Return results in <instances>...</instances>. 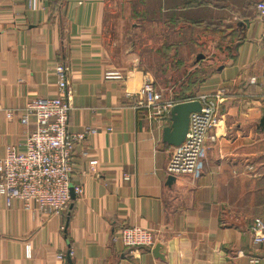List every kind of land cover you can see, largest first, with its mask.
<instances>
[{"label":"crops","instance_id":"0c3cea01","mask_svg":"<svg viewBox=\"0 0 264 264\" xmlns=\"http://www.w3.org/2000/svg\"><path fill=\"white\" fill-rule=\"evenodd\" d=\"M136 1L0 0V158L8 145L24 147L18 116L26 102L58 93L59 64L68 69L70 129L98 130L75 148L71 186L83 193L65 212L43 216L0 196V264H249L263 255L250 232L253 219H264L258 0ZM132 29L140 39L127 45ZM108 70L124 78H106ZM148 76L173 94L189 80L195 98L223 91L199 178L168 183L166 125L134 102ZM132 225L153 230L154 245L130 250L113 240Z\"/></svg>","mask_w":264,"mask_h":264},{"label":"built area","instance_id":"2783aa9c","mask_svg":"<svg viewBox=\"0 0 264 264\" xmlns=\"http://www.w3.org/2000/svg\"><path fill=\"white\" fill-rule=\"evenodd\" d=\"M26 1L31 4L33 0ZM255 9L264 24V0H258ZM67 71L66 66H57L59 83L56 95L35 96L26 102L18 116L27 128L24 147L8 145L0 158V196L8 205L21 201L25 209L43 216L58 215L68 209L72 200L75 148L89 135L98 132L94 126H86L81 131L70 129L72 106L67 98ZM105 77L123 79L124 75L119 70H108ZM173 89V86L158 88L155 79L148 76L139 92L134 94L135 107L144 109L149 119L167 126L171 121V110L179 102L175 100ZM127 95L132 96L133 93L128 92ZM220 95L223 91L188 99L199 100L202 108L191 114L185 140L180 145L171 146L168 175H189L195 179L201 175L208 157L209 141L215 138L212 131L222 119ZM6 115L8 119H13L16 114L14 110H8ZM123 178L128 180L130 175L124 174ZM73 191L79 195L83 193V188L78 185ZM250 232L254 242L264 249V219H253ZM113 240L130 250L151 247L156 242L153 230L138 225L124 226ZM262 254L252 255L249 264H264V252ZM65 256L63 252L57 254L59 260H64Z\"/></svg>","mask_w":264,"mask_h":264},{"label":"water","instance_id":"95a60500","mask_svg":"<svg viewBox=\"0 0 264 264\" xmlns=\"http://www.w3.org/2000/svg\"><path fill=\"white\" fill-rule=\"evenodd\" d=\"M201 57H203V54H200L198 59ZM201 108L202 103L199 100H186L175 104L171 110V123L163 129V141L171 146L180 145L186 138L191 114L201 110ZM175 179L176 177L174 175H169L168 183L172 184ZM71 198H75L72 186ZM155 248L158 249L159 244Z\"/></svg>","mask_w":264,"mask_h":264},{"label":"trees","instance_id":"16d2710c","mask_svg":"<svg viewBox=\"0 0 264 264\" xmlns=\"http://www.w3.org/2000/svg\"><path fill=\"white\" fill-rule=\"evenodd\" d=\"M216 0H184L182 4L185 5V7H197V6H203L206 4H213L215 3ZM218 1V0H217ZM214 23V22H212ZM212 26H217L215 24H212ZM193 87V85L191 84V81L189 80L188 82L184 81L181 86L180 89H178L177 87L175 88V100L182 102V101H186L188 99H191L194 97L195 94H193L192 92H189L191 90V88Z\"/></svg>","mask_w":264,"mask_h":264},{"label":"rangeland","instance_id":"374dc122","mask_svg":"<svg viewBox=\"0 0 264 264\" xmlns=\"http://www.w3.org/2000/svg\"><path fill=\"white\" fill-rule=\"evenodd\" d=\"M134 4V6L136 7V8H141V7H143V4L141 5V4H139V0H137L135 3H133ZM146 4H147V7L149 6V1L148 2H146ZM117 5H120V3L118 2V4ZM133 8V7H132ZM155 15L154 14H149L148 15V17H154ZM154 31V29H151V28H149L148 29V32H153ZM130 34H132V36L130 37V38H128L127 37V45L131 42V41H138V39H140V35H141V32H140V30L139 31H137V30H134V29H132L131 30V32H130ZM217 37H219V36H217ZM142 52H145L144 50L143 51H141V53ZM145 54H146V52H145ZM151 56H153V58L155 59V56H154V53L151 55ZM153 59V63H155L156 62V60H154ZM157 69V72H158V74H160L161 73V71H159V68H158V64H153V66H152V70H153V72H155V70ZM170 87V86H169Z\"/></svg>","mask_w":264,"mask_h":264}]
</instances>
